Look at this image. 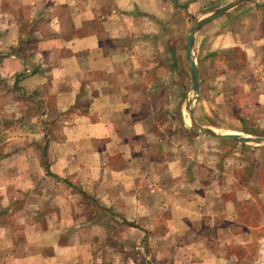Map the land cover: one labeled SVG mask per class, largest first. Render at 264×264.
<instances>
[{
	"label": "crops",
	"instance_id": "obj_1",
	"mask_svg": "<svg viewBox=\"0 0 264 264\" xmlns=\"http://www.w3.org/2000/svg\"><path fill=\"white\" fill-rule=\"evenodd\" d=\"M230 1L0 0V48L9 37L4 19L18 12H22L21 21L36 18V57L16 51L1 54L0 88L16 94L30 91L36 94V108L41 105L47 110L51 128L45 140L51 159L47 165L49 172L56 173L59 187L67 190L62 180L66 173L77 174L83 188L98 192L100 203L111 206L127 222H139L141 231L152 230L148 235L176 236L184 241L179 246L189 247L192 243L186 238H192L199 255H209L204 260L205 256L195 254L188 264H247L244 252L249 246L241 238L264 231V183L257 176L264 172V147L225 150L210 140L200 145L206 137L218 138L193 132L185 122L192 134L182 127L174 131L172 126L170 132L162 127L170 123V97L184 91L182 84H169V79L183 73L187 14H208ZM234 11L199 27L192 40L194 55L208 66L197 72L200 98L206 101L204 110H193L194 119L216 130L223 128L211 121L218 111H232L236 105L232 97L238 84L232 80L242 81L240 92L256 91L258 100L253 106L264 111V0L242 2ZM14 25L17 35L19 25ZM17 39L13 36L8 44L14 45ZM213 41L224 44L221 47L226 51L242 44L238 48L243 56L240 71L228 69V64L218 67L220 55L206 52L213 51ZM197 47L204 54L198 55ZM39 57L46 68L22 78L21 64L29 59L37 63ZM122 59L138 61L139 70L121 69ZM158 66L166 68L165 74ZM10 74L13 82L9 85ZM141 74L143 80L138 81ZM215 94L221 97L216 104ZM247 117V134L263 131L264 116ZM224 126L223 132H237ZM176 136L183 139L178 144H174ZM219 139L223 143L231 138ZM42 158L45 161V153ZM39 186L36 180V193ZM3 188L8 189V182L1 179ZM175 188L176 199L170 197ZM142 219L148 224L140 225ZM40 226L36 234L48 232L53 237L48 242L53 254L65 255L61 263L73 261L67 254L72 245L69 239L57 244L59 231ZM12 245L16 249L18 244ZM44 247L36 242V264L54 259L45 254ZM18 256L25 257L22 252ZM0 264H9L6 253L0 254Z\"/></svg>",
	"mask_w": 264,
	"mask_h": 264
},
{
	"label": "rangeland",
	"instance_id": "obj_2",
	"mask_svg": "<svg viewBox=\"0 0 264 264\" xmlns=\"http://www.w3.org/2000/svg\"><path fill=\"white\" fill-rule=\"evenodd\" d=\"M245 1L248 0H244L243 2ZM241 4L242 2L235 4L230 11L227 10L223 14L229 15L230 12H235L234 10L239 8ZM206 7L207 9L213 8L210 5H206ZM7 8L10 7L7 6ZM205 15L207 14L199 11L194 12V15L187 14L188 26L184 31L185 38L188 35L190 25ZM22 16V12H18L17 14L15 13L12 19L6 20L3 17V26H7L9 37L12 39L14 36L18 37V39L14 45H9L8 43L12 40L7 37L8 41H5L7 45L4 42L0 48V55H13L16 51L18 54L26 53L31 56L35 55L36 57V18L33 22L21 21ZM60 16L64 18L63 13ZM15 22L19 25L17 35V30L14 29ZM221 41H225L224 37H222ZM212 43L210 44V48L213 51L207 50L206 52L220 55L219 60L221 63L217 64L219 68L224 69V64H228V69L234 71L241 70L243 56L238 48L242 44H238L232 50L226 51L221 47L224 44L214 41ZM193 49L192 44V51ZM198 50L199 47H197L198 55L204 54L203 50L199 52ZM138 53H141V51H138ZM184 54L183 73L180 75V72H178L180 76L169 79V84H179V86L182 84L184 91L174 94L175 98L172 100L170 97L169 118L172 120L170 119V123L162 127L168 128L169 132L172 126H174V131L182 127L183 132L192 134L187 130L188 128L193 132L197 130L190 128L189 114L186 106L189 105L192 111L196 109L198 112L200 108L204 110V101L206 100L200 98L199 90L196 94L191 88L187 50ZM194 61L197 72L199 68L204 71L208 69L207 65L203 66L206 62L203 58L198 59L194 55ZM45 63V60H42V58L37 63L36 59L33 62L30 59L24 61L23 65L21 64L20 66L22 70L21 74H23L21 77L24 78L25 76L36 74V70L46 68ZM134 63L135 66L133 67ZM177 67L175 66V70ZM120 68L139 70V64L138 61L133 62L132 60L122 59ZM157 70L160 71L162 69L158 66ZM162 71L165 74L166 68ZM142 75L144 76V74L138 76V81L143 80ZM8 79L9 82L7 83L9 85L12 84L10 83L13 82L11 74L8 76ZM148 79V76L144 77V82L148 83ZM232 83L238 84L235 87L238 91L232 97L236 105L232 108V111L230 108L220 109L218 111L219 114L214 118L215 120L211 121H216L215 124L223 128H220V131L214 128L211 129L223 132L226 131L224 125H230L232 130L237 131L234 133L264 137V129L262 132L261 130H257V133L247 134L246 123L244 122V117L248 118V114L252 116L257 114L264 116L263 110L254 108L253 106L258 100V94L254 90L240 92L239 89L241 88V84H243L240 79L232 80ZM0 91V103L2 102L1 108L3 113L0 114V155L6 154V157L0 159V180L8 182V189H0V229L3 231L0 232V254H7L9 264H36L35 256H33V253H36V242L46 245L44 247L45 254L54 257V259H47L45 264H188L192 263V258L195 254L197 258L205 256L204 260H207L209 253L203 252L199 255V247L193 245L194 241L192 238H186L187 241L192 243L191 247L179 246V242H184L182 238L172 235L164 237L151 236L147 232H152V230L141 231L138 225L139 222H127L117 217L111 206L100 203L97 191L82 187V184L76 179L77 174L66 173L65 179L62 180L68 188L66 190L59 187V179L56 173L49 172L47 165L51 160L48 156V141L45 142L51 130L50 117H48L47 110L41 105L36 108V94H32L30 91H24L25 93L18 92L17 94L9 91L5 92L4 88H0ZM5 99L6 101L4 102ZM17 99H19L18 102L16 101ZM220 100V95L215 94V104ZM262 100L264 102V97ZM197 116L201 117L202 115H198L197 113ZM184 122L188 128L183 125ZM36 131L40 132L36 133ZM178 131L181 133V130ZM37 134L40 137L36 136ZM188 136L191 137L190 135ZM217 138L218 140L206 137L200 145L204 144V142L206 143V140H210V142L218 144L217 146L225 150L236 148L252 150L264 147V143H243L235 139H229V141H222L223 143H221L219 138L222 137ZM175 139L177 141L174 144H178L183 140L180 136H176ZM186 145L188 146V144ZM195 145L196 147L199 146ZM44 153L46 156L45 161L42 158ZM246 159L247 161L251 160V157ZM217 160L218 163H223V159ZM38 166H40L39 170H37ZM257 176L258 180L264 183V172L257 174ZM36 180H38V184L40 185L37 193ZM169 183L172 185V180ZM144 185V183L138 182V186L144 187ZM139 189L140 187L137 188V190ZM177 194L178 190L176 188L174 191L170 190L171 198L176 199ZM37 223L44 229L59 231L57 244L61 245L63 241L69 239L72 245L70 248L68 247L70 251H67V254L69 257L71 255L70 258L73 261L61 263L63 261L60 259L65 255L59 253L57 255L53 254L52 247L48 242V240L52 242L53 237H50L48 232H46V236L42 235L44 232L40 235L36 234ZM144 224H148V222L143 219L140 220V225ZM241 240H243L245 245L249 246L244 252V255L248 257L247 264H264V231L259 236L243 237ZM12 242L18 244L16 249L13 248ZM74 243H77V245L74 246ZM18 252H22V255L25 257H22V259L18 256Z\"/></svg>",
	"mask_w": 264,
	"mask_h": 264
},
{
	"label": "water",
	"instance_id": "obj_3",
	"mask_svg": "<svg viewBox=\"0 0 264 264\" xmlns=\"http://www.w3.org/2000/svg\"><path fill=\"white\" fill-rule=\"evenodd\" d=\"M243 1L244 0H232V1L228 2L227 4H225L224 6L219 7L216 10L208 13L207 15L203 16L202 18L197 19L191 25L189 32H188V35L186 37V50H187V54L189 57V71H190V78H191V88L194 92H196V94L198 93V90H199V81H198V73H196L197 69H196V65H195V61H194V55H193V51H192V40H193L194 32L199 27H201L202 25L207 23L208 21H210L213 18L223 14L227 10L231 9L235 4H239ZM188 103H190V102H188ZM186 109H187L188 114H189L190 128L193 130H197L198 132H201V133L206 134L208 136L231 138V139H235L239 142H243V143H246V142L264 143V137H259V136L253 137V136H248V135H240V134L234 133V132H219V131L212 130L211 128H208V127H203V126L197 124V122L195 121L193 111L189 105L186 106Z\"/></svg>",
	"mask_w": 264,
	"mask_h": 264
}]
</instances>
